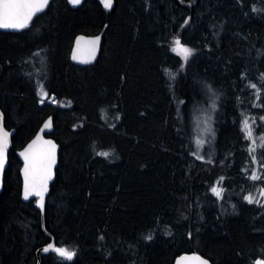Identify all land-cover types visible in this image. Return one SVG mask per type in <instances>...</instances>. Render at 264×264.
Wrapping results in <instances>:
<instances>
[{
    "label": "trees",
    "instance_id": "trees-1",
    "mask_svg": "<svg viewBox=\"0 0 264 264\" xmlns=\"http://www.w3.org/2000/svg\"><path fill=\"white\" fill-rule=\"evenodd\" d=\"M254 8L264 0H88L76 10L51 0L26 30H0V112L14 149L49 117L60 145L44 218L37 199L22 201L10 151L0 264H39L52 240L75 256L42 251L40 264L264 260V11ZM80 34L102 35L94 65L71 61ZM177 38L192 50L187 62ZM213 98L214 144L198 159L197 113L185 121Z\"/></svg>",
    "mask_w": 264,
    "mask_h": 264
},
{
    "label": "snow or ice",
    "instance_id": "snow-or-ice-1",
    "mask_svg": "<svg viewBox=\"0 0 264 264\" xmlns=\"http://www.w3.org/2000/svg\"><path fill=\"white\" fill-rule=\"evenodd\" d=\"M69 2L73 5H77L81 2V0H69ZM105 8H111L113 0H102ZM49 4V0H0V28L5 29H23L28 27L30 21L32 20L33 16L44 10ZM253 11H264V9H253ZM80 40H83L81 37ZM80 40L77 41V47L79 48ZM99 42V38L97 37L95 40L88 41L87 43L90 44L92 47L89 50L90 57H94L96 45ZM177 47L173 48V51H178L187 62L188 58L192 55V50L184 47L181 45L180 40L177 38L174 41ZM77 57L74 55L73 59ZM170 77L172 74L169 73ZM174 78V77H172ZM251 87L255 88L256 85H251ZM42 88V86H41ZM42 95L46 96V93ZM43 102V101H41ZM215 107V105H213ZM264 120V117L261 118ZM51 125V121L49 120L44 127L49 128ZM242 130L246 133L247 139H252V131L251 126L248 124L247 120L243 122ZM206 131H211V128H207ZM40 138L37 137V140ZM261 140H264V137H261ZM36 142L34 141L33 144ZM46 145H48V149L39 155L33 154L32 159L29 161V152L21 153L25 157L26 160V167H25V192L24 197L25 199L28 198L31 192H34L36 195L41 196V200L43 199V191H46L47 180L51 178L52 174V167L56 163V156H55V148L56 146L51 141H45ZM255 143V141H253ZM197 146H201L203 141L197 139L196 141ZM7 146V133L4 132L0 134V168H2L4 159H5V152ZM33 145H29V151H31ZM261 147H264V144H261ZM254 151V149H251ZM99 155L107 157L109 153L102 152ZM200 159L201 157H197ZM31 172L32 179H29V175ZM252 180L260 179V176L253 174L250 177ZM223 180V177L220 178ZM211 191L217 196L222 197V189L218 187H212ZM260 195L264 197V188L261 189ZM249 203H253L254 199L251 195L245 197ZM256 203H260V200H255ZM146 239H152L151 235L145 237ZM55 251L61 257L71 260L75 256L74 251H69L63 247H56L54 244H50L48 248H45L44 251ZM183 260H193L196 261L197 264H208L206 260L201 259L199 256L193 257H183ZM255 264H264V260H257Z\"/></svg>",
    "mask_w": 264,
    "mask_h": 264
},
{
    "label": "water",
    "instance_id": "water-1",
    "mask_svg": "<svg viewBox=\"0 0 264 264\" xmlns=\"http://www.w3.org/2000/svg\"><path fill=\"white\" fill-rule=\"evenodd\" d=\"M86 1L88 0H81V2L77 5H73L69 2V0H67L68 5L70 8H72L73 10L78 9L79 7H81ZM51 2V0H49V3ZM49 5V4H48ZM113 5V3H112ZM48 7V6H47ZM46 8H44L43 11L36 13L32 20L30 21L29 25L34 21V19L39 16L40 14L44 13L46 11ZM112 8V6H111ZM28 25V27H29ZM28 27L23 28V29H5V28H0L1 31L4 32H14V33H19L22 32L24 30H26ZM83 38V40H80V38ZM99 38V42L98 44L95 46L96 50H95V55L94 57H90L89 55V50L91 49V45L88 44V41L91 40H95L96 38ZM80 40V44H79V48L77 47V41ZM102 43H103V39H102V35H95V36H88L85 34H80L78 35L75 40H74V44H73V48H72V52H71V61L73 64L77 65V66H81V67H85L88 65H94L97 60L99 59V56L101 54V49H102ZM76 56V59H73V56ZM1 114V121H0V134L6 132L7 133V146H6V152H5V159H4V163L2 168H0V194L3 192L4 190V178H5V173L6 170L9 166V153L10 151H14L16 153V155L18 156V158L20 159L21 163H22V168H21V177H22V194H21V198L22 201L24 203H29L35 199H37V208L41 211L42 213V217L44 218L45 215V208H46V200L47 197L49 196L50 193V186L51 184L55 181V177H56V167L58 165L59 162V153H60V145L57 143L56 140H54L51 137H48L47 135L51 134L53 132V119L52 117L47 118L43 124L41 125L39 131L37 132V134L20 150H15L13 147V137L15 135V131H9L5 128L4 126V117L3 114L0 112ZM51 121V125L49 128H45L44 125L48 122ZM37 137H39L40 139L37 140ZM36 142L35 144H33V142ZM45 141H51L55 146V156H56V163L54 164V166L52 167V174H51V178L47 180V186H46V191H43L42 195H43V199L41 200V196L40 195H36L34 192H31L30 195L28 196L27 199H25L24 197V192H25V167H26V160L25 157L23 155H21V153L24 152H29V161L32 159L33 154L39 155L40 153L46 151L48 149V145H46L44 142ZM29 145H33L31 151H29ZM29 179H32L31 176V172L29 175ZM50 244H54L55 245V241L52 240V242ZM49 244V245H50ZM45 246L43 248H41L38 252V260H39V264L41 263V257L40 254L41 252H49V251H44L45 248H48V246ZM193 256H199L201 259L206 260L208 262V264H211V262L206 259L204 256H202L201 254H185L183 256H181L178 261L177 264H197L196 261L193 260H183V257H193Z\"/></svg>",
    "mask_w": 264,
    "mask_h": 264
},
{
    "label": "rangeland",
    "instance_id": "rangeland-1",
    "mask_svg": "<svg viewBox=\"0 0 264 264\" xmlns=\"http://www.w3.org/2000/svg\"><path fill=\"white\" fill-rule=\"evenodd\" d=\"M183 46L187 47L185 45ZM175 53L182 56L181 54L178 53V51H175ZM190 57L188 58V60L190 59ZM44 91L45 90H43V93ZM50 102H54V100L50 99ZM213 105H215V107H213ZM218 108H219V101L213 98L212 100H209L208 103L202 104L201 106H198L192 110H189L188 112L190 114L187 118V121H185L187 125H189V118L191 117L192 119V116L195 115V113H197V116L192 125V140H193V143L196 149V153L199 157H204L205 154H203V151L207 150L208 152V150H210V146L213 143V140H214L213 137L215 133L214 122L216 119ZM209 127L211 128V131H206V129ZM197 139H200L203 141V144L199 147L196 144Z\"/></svg>",
    "mask_w": 264,
    "mask_h": 264
},
{
    "label": "bare ground",
    "instance_id": "bare-ground-1",
    "mask_svg": "<svg viewBox=\"0 0 264 264\" xmlns=\"http://www.w3.org/2000/svg\"><path fill=\"white\" fill-rule=\"evenodd\" d=\"M51 103L56 104V101L55 102H51Z\"/></svg>",
    "mask_w": 264,
    "mask_h": 264
},
{
    "label": "built area",
    "instance_id": "built-area-1",
    "mask_svg": "<svg viewBox=\"0 0 264 264\" xmlns=\"http://www.w3.org/2000/svg\"><path fill=\"white\" fill-rule=\"evenodd\" d=\"M56 100H54V102H55Z\"/></svg>",
    "mask_w": 264,
    "mask_h": 264
}]
</instances>
